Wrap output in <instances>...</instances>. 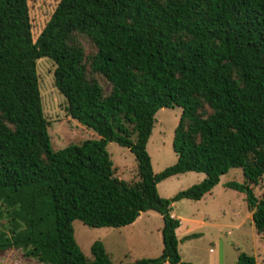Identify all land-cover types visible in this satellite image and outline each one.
I'll use <instances>...</instances> for the list:
<instances>
[{
  "label": "trees",
  "instance_id": "trees-1",
  "mask_svg": "<svg viewBox=\"0 0 264 264\" xmlns=\"http://www.w3.org/2000/svg\"><path fill=\"white\" fill-rule=\"evenodd\" d=\"M41 57L55 63L69 115L97 139L53 150ZM175 106L177 158L154 173L155 113ZM108 142L134 154L136 181L114 176ZM235 167L244 181L223 185L245 194L263 233L264 198L252 185L264 175V0H59L36 39L27 0H0V260L23 248L22 259L41 264H193L180 257L171 205L201 199ZM186 172L204 177L158 194L159 182ZM146 211L162 217L156 257L113 263L97 240L89 259L74 238L76 219L118 228ZM233 264L256 260L240 252Z\"/></svg>",
  "mask_w": 264,
  "mask_h": 264
},
{
  "label": "rangeland",
  "instance_id": "rangeland-1",
  "mask_svg": "<svg viewBox=\"0 0 264 264\" xmlns=\"http://www.w3.org/2000/svg\"><path fill=\"white\" fill-rule=\"evenodd\" d=\"M59 0H27L33 38L41 32ZM89 46L86 40H83ZM55 63L47 57L36 61V71L44 116L50 122L48 133L51 147L58 150L87 139H97L96 132L72 118L67 101L54 84ZM107 86L105 85V88ZM181 108H160L149 140L152 169L158 173L176 161L172 148L174 128ZM106 149L112 161L114 176L126 182L138 179L134 154L115 142ZM203 173L186 172L170 176L157 184L161 197L169 198L178 191L198 183ZM227 181L242 183L244 176L239 167L231 168L220 177L219 183L199 200L182 199L172 203L173 214L180 219L176 230L178 251L183 261L193 264H233L240 252L252 255L256 264H264V232L257 233L245 194L225 187ZM252 190L257 198H264V175ZM74 238L84 255L92 259L94 241H101L113 263H129L142 257H156L162 252V217L155 211H146L130 225L123 227H90L79 220L72 223ZM190 235V238L184 239ZM194 235V236H192ZM25 250H13L0 264H41L36 258L22 259ZM163 264H170L165 262Z\"/></svg>",
  "mask_w": 264,
  "mask_h": 264
},
{
  "label": "crops",
  "instance_id": "crops-1",
  "mask_svg": "<svg viewBox=\"0 0 264 264\" xmlns=\"http://www.w3.org/2000/svg\"><path fill=\"white\" fill-rule=\"evenodd\" d=\"M171 214H172V216H175L174 214H173V212L171 211ZM176 217V216H175Z\"/></svg>",
  "mask_w": 264,
  "mask_h": 264
}]
</instances>
